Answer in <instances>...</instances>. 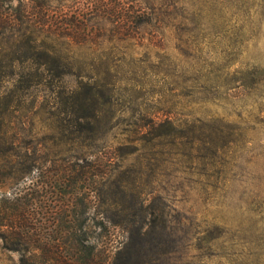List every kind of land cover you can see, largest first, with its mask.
<instances>
[{
    "label": "rangeland",
    "instance_id": "374dc122",
    "mask_svg": "<svg viewBox=\"0 0 264 264\" xmlns=\"http://www.w3.org/2000/svg\"><path fill=\"white\" fill-rule=\"evenodd\" d=\"M44 7L51 36H61V55L75 68L59 74L53 91L32 84L11 94L4 84L0 121L13 133L6 170L21 158L36 160L34 171H67L64 139L51 136L65 117L55 93L67 96L104 73L114 119L97 144L103 155L144 124L142 116L169 117L174 126L163 128L170 136L156 149L151 143L130 156L124 148L114 174L127 172L128 188L144 193L147 223L162 242L141 264H264V0H50ZM18 69L31 77L29 64ZM89 200L100 202L88 194L79 204ZM18 260L0 245V264Z\"/></svg>",
    "mask_w": 264,
    "mask_h": 264
},
{
    "label": "trees",
    "instance_id": "16d2710c",
    "mask_svg": "<svg viewBox=\"0 0 264 264\" xmlns=\"http://www.w3.org/2000/svg\"><path fill=\"white\" fill-rule=\"evenodd\" d=\"M49 1L0 0V95L8 82L11 94L32 84L53 91L59 74L74 70L61 55V36L50 34L49 10H44ZM24 63L30 65L31 77L18 69ZM252 75L248 72L246 80ZM86 78L67 96L55 93L65 117L56 121L51 136L64 139L67 171H34L36 160L21 158L7 171L3 157L12 151L13 133L0 121V245L19 256L18 264H141L162 244L156 225L147 223L144 193L128 188L127 172L116 179L114 174L125 164L126 148L132 149L130 156L145 152L151 143L158 148L157 142L170 136L163 128L174 127L173 122L142 116L144 124L125 133L111 156L103 155L97 144L103 141L106 121L114 119L106 108L111 102L108 81L104 73ZM4 100L0 97V107ZM108 185L111 190L104 192ZM88 194L99 204L89 200L80 205L79 198ZM129 199L140 201L139 206H131Z\"/></svg>",
    "mask_w": 264,
    "mask_h": 264
}]
</instances>
